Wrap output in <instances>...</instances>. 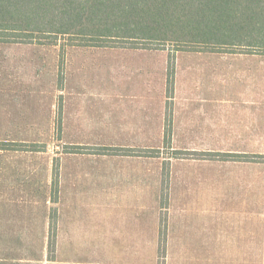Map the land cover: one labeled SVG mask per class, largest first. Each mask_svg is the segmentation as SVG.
Listing matches in <instances>:
<instances>
[{
	"label": "rangeland",
	"instance_id": "1",
	"mask_svg": "<svg viewBox=\"0 0 264 264\" xmlns=\"http://www.w3.org/2000/svg\"><path fill=\"white\" fill-rule=\"evenodd\" d=\"M48 44L0 42V264H264V49Z\"/></svg>",
	"mask_w": 264,
	"mask_h": 264
},
{
	"label": "trees",
	"instance_id": "2",
	"mask_svg": "<svg viewBox=\"0 0 264 264\" xmlns=\"http://www.w3.org/2000/svg\"><path fill=\"white\" fill-rule=\"evenodd\" d=\"M62 37L264 49V0H0V42L43 39L54 45ZM22 145L0 143V151ZM55 178L56 169L53 188ZM55 230L49 229L51 239ZM53 243L48 264L56 256Z\"/></svg>",
	"mask_w": 264,
	"mask_h": 264
},
{
	"label": "crops",
	"instance_id": "3",
	"mask_svg": "<svg viewBox=\"0 0 264 264\" xmlns=\"http://www.w3.org/2000/svg\"><path fill=\"white\" fill-rule=\"evenodd\" d=\"M173 136H175V129L173 125V117H169L168 121V137L169 141H173ZM206 215H217V211L209 212L205 211ZM211 219H205L201 222V227L199 230V241L202 247H235V223L233 225L228 224L227 226H220L215 223L212 224ZM217 221V220H216ZM179 239V238H178ZM180 240V239H179ZM184 241H186V234L184 235Z\"/></svg>",
	"mask_w": 264,
	"mask_h": 264
}]
</instances>
